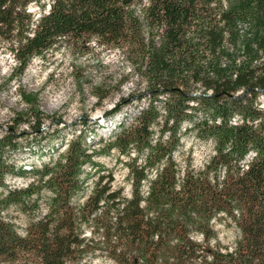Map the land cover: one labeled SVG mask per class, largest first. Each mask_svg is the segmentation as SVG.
Returning <instances> with one entry per match:
<instances>
[{
    "label": "trees",
    "instance_id": "16d2710c",
    "mask_svg": "<svg viewBox=\"0 0 264 264\" xmlns=\"http://www.w3.org/2000/svg\"><path fill=\"white\" fill-rule=\"evenodd\" d=\"M47 1L0 0V48L18 74L55 45L80 51L96 40L129 54L147 102L99 143L100 154L127 156L129 191L96 169L77 204L90 176L83 167L98 152L79 130L56 158L18 167L19 124L39 132L45 116L36 95L21 93L27 112L0 134V264H264V0ZM130 101L116 100L105 118ZM190 135L212 143L199 169L176 157ZM15 173L30 175L26 187L6 186ZM44 188L47 211L22 235L7 212L35 213ZM218 221L237 229L233 244L219 238Z\"/></svg>",
    "mask_w": 264,
    "mask_h": 264
},
{
    "label": "rangeland",
    "instance_id": "374dc122",
    "mask_svg": "<svg viewBox=\"0 0 264 264\" xmlns=\"http://www.w3.org/2000/svg\"><path fill=\"white\" fill-rule=\"evenodd\" d=\"M43 1L48 6V1ZM142 5L138 3L133 8L140 18L139 9ZM28 10L36 17L40 11L38 3H31ZM18 66L10 49L1 47L0 134L18 114L27 112L28 105L21 93L36 95L38 109L45 116L39 132L26 121L19 124L17 132L21 134L18 137L20 148L11 153L14 163L18 167L29 169L33 163L40 164L38 157L41 154L46 160L56 158L65 149V143L82 130L88 138L86 143L98 154L94 157V167L84 165V172L90 176L84 192L73 197L74 202L79 204L86 200L92 181L98 175L96 169L101 174L110 171L114 176V183L117 186L123 185L127 193L130 189L127 167L124 164L127 156L115 149L100 154L99 143L112 138L118 120L132 123V119L147 102L142 97L146 80L129 54L92 40L80 51L65 44L55 45L44 55L33 57L22 74H18ZM119 98H129L131 101L111 118H105L104 114L114 108L113 105ZM29 119L33 123V118ZM182 150L184 151L176 154L179 164L183 165L184 159L189 155L191 164L197 169L203 166L213 152L211 141L200 140L193 135L184 139ZM29 178L30 175L15 173L6 177L5 184L8 188L26 187ZM3 190L5 187L0 186V192ZM50 196L49 190L42 189L38 197L39 208L30 215L21 212L14 205L9 208L7 215L15 221L17 232L22 235L26 233L25 223L31 215L35 217L47 208ZM215 226L223 244H233L237 229L229 223L226 225L224 221H218ZM86 234H89L88 230ZM85 261L87 264H110L109 260L100 256H90Z\"/></svg>",
    "mask_w": 264,
    "mask_h": 264
},
{
    "label": "built area",
    "instance_id": "2783aa9c",
    "mask_svg": "<svg viewBox=\"0 0 264 264\" xmlns=\"http://www.w3.org/2000/svg\"><path fill=\"white\" fill-rule=\"evenodd\" d=\"M27 182H28V181H26V184H27ZM26 184H25V186H26ZM46 211H47V208H46L43 212L37 214V215L35 216V219H38V218L42 217L43 214L46 213Z\"/></svg>",
    "mask_w": 264,
    "mask_h": 264
}]
</instances>
